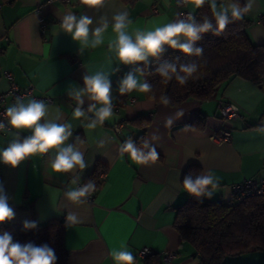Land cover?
<instances>
[{
	"label": "crops",
	"instance_id": "crops-1",
	"mask_svg": "<svg viewBox=\"0 0 264 264\" xmlns=\"http://www.w3.org/2000/svg\"><path fill=\"white\" fill-rule=\"evenodd\" d=\"M240 2L243 5L244 0ZM119 5L128 10L130 32L170 22L183 10L194 14L198 10L178 8L175 0H168V6L164 0H112L99 11L79 5V0H0V91L8 89L3 72L9 70L20 87L32 85L36 95L51 97V103L45 101L46 119L71 125L72 135L64 146H77L85 163L83 170L77 167L66 174L53 173L49 162L54 151L30 157L15 168L0 162V198L13 210L8 221L41 223L62 219L69 264H113L109 252L122 244L133 252L136 264H147L148 258L138 256L144 247L153 250L152 259H158L160 264H202L194 247L183 242L175 227L178 209L188 196L177 185L182 183L189 166L198 165L201 174L211 171L219 177V188L211 197H204L231 202L235 200L234 184L245 178H264V81L258 84L237 77L211 99H191L178 106L157 103L139 92L120 95V82L129 72L145 81V62L123 65L116 59L115 52L109 50V42L115 39L111 27L101 45L92 48L90 38L82 50L59 27L60 15L68 10L91 17V29L102 26L101 17H106L111 26L112 17L122 10ZM246 17L251 41L264 43V0H256ZM168 50L173 49L165 46L163 51ZM97 71L108 74L113 118L89 129L86 126L97 117L88 109L96 102L85 94L78 103L73 93L83 90L84 75ZM30 99L33 97L24 98L22 103ZM221 102L238 105L240 116L223 120ZM6 104L9 107L14 102L8 98ZM77 107L85 113L79 120L72 118V110ZM178 113L183 114L177 116ZM140 116L149 119L148 123ZM168 118L173 120L171 126H166ZM221 129L231 131V140L218 141L214 137ZM29 135L30 132H20L19 139ZM15 136L14 129L0 132V149L6 148ZM140 137L149 148L155 147V162L138 165L127 154L121 155L124 142L131 138L136 146ZM94 171L100 173L101 186L86 204L70 203L65 193L81 188ZM70 211L78 214L80 222L68 227L66 215ZM167 252L176 255L166 262L163 257ZM227 262L264 264V251L229 257Z\"/></svg>",
	"mask_w": 264,
	"mask_h": 264
},
{
	"label": "clouds",
	"instance_id": "clouds-1",
	"mask_svg": "<svg viewBox=\"0 0 264 264\" xmlns=\"http://www.w3.org/2000/svg\"><path fill=\"white\" fill-rule=\"evenodd\" d=\"M112 0H79V5L90 10L99 11ZM168 6V0H164ZM178 8L191 7L201 9L205 5L209 7L211 19L208 15L203 16V22L198 23L196 15L192 11L177 12L175 19L170 22L157 25L152 29H135L131 32L129 27L132 24L128 10L119 5L122 10L112 17V24L109 26L106 17H101V27L91 29L93 20L91 17L81 14L77 15L72 10H68L60 15V29L68 34L71 39L81 46V50L89 45L96 48L104 42V34L111 27L115 39L109 42V50L115 52L116 59L123 65H134L146 62L149 57H159L167 46L177 50L185 56L203 55V47H196V42L200 41L204 34L212 32L219 36L225 32L231 23L242 21L246 15L253 11L256 0H244L243 5L240 0H175ZM184 17V18H181ZM215 21V24L212 23ZM183 41V42H181ZM196 63L181 65L177 74L175 64H166L156 71L165 81H170L175 75L176 81L183 86L187 80L192 78L198 70ZM137 72L143 76L141 69ZM107 73L97 71L96 74L83 76L84 88L73 93L78 103H82L80 97L88 95L89 99L96 103L89 107V112H94L97 120L86 127L91 129L96 123L103 124L105 120L113 118V107L111 97V85L107 78ZM132 92L148 94L152 92V85L137 78L129 72L120 82L119 93L125 95ZM163 103H169L167 97L163 98ZM96 105H101L99 108ZM183 113H178L177 116ZM7 119L9 129L16 130L15 138L6 148L0 149V162L12 168L17 167L21 162L33 156H43L51 151L55 152L54 158L49 162V168L53 173L66 174L75 168L83 170L85 168L84 155L75 145L64 146L72 135L69 124H60L52 120H47L48 108L44 100L30 99L27 104L22 103L19 98L16 103L5 109L3 113ZM85 113L80 107L72 110V118L79 120ZM43 121V122H42ZM172 118L166 120V126H171ZM5 129V124L0 122V130ZM261 131H264L262 129ZM20 132H30L31 135L23 140L19 139ZM79 141V137L77 138ZM144 149H148L144 151ZM121 155L127 154L128 158L135 164L144 165L149 161L155 162L158 153L155 147L149 148L145 141L143 148H137L131 138L124 142L120 149ZM78 179V177H77ZM76 181L74 180L73 183ZM181 191L190 196L199 198L201 196L211 197L213 192L219 188V177H215L211 171L207 174L192 175L184 178L182 183L177 185ZM96 190L93 182L83 185L79 189H71L65 193L67 200L75 205H84L87 198ZM13 210L8 206L4 198H0V224L12 219ZM80 222L76 212H68L66 224L71 226ZM35 227L33 223L30 225ZM25 227H29L28 224ZM109 255L113 264H136L133 252L126 245H121L119 249H112ZM57 256L47 245L34 247L31 244L21 246L12 243L8 234L0 237V264H56Z\"/></svg>",
	"mask_w": 264,
	"mask_h": 264
},
{
	"label": "trees",
	"instance_id": "trees-1",
	"mask_svg": "<svg viewBox=\"0 0 264 264\" xmlns=\"http://www.w3.org/2000/svg\"><path fill=\"white\" fill-rule=\"evenodd\" d=\"M198 23L203 16L211 19L209 7L205 5L194 14ZM215 24V21L212 20ZM249 24L245 16L242 21L231 23L224 33L215 36L212 32L204 34L196 47H203L201 57L185 56L177 50L163 51L159 57L143 64L145 81L152 85V92L146 94L157 103L167 97L170 105L178 106L191 99L208 100L213 98L219 89L231 80L241 77L255 83L264 81V43L254 44L246 28ZM264 25V18H263ZM196 63L199 67L192 78L181 86L172 75L165 81L156 69L175 64L177 74L181 65ZM141 121L149 119L140 116ZM142 137L136 142L137 148H143ZM147 151V149H144ZM201 174L198 165L189 166L183 174L182 182L188 175L195 179ZM93 182L96 190L101 186L100 173L94 171L83 182ZM95 190V191H96ZM35 224V227L30 225ZM28 224L29 227H25ZM175 227L183 242L191 244L195 255L202 264H232L229 257L264 251V195L235 199L231 202L215 201L201 196L196 198L188 194L186 202L177 212ZM8 234L12 243L21 246L31 244L34 247L47 245L57 256L56 264H69V252L65 246V222L51 218L45 222L18 223L5 221L0 224V237ZM146 260L147 264H160L158 259Z\"/></svg>",
	"mask_w": 264,
	"mask_h": 264
},
{
	"label": "built area",
	"instance_id": "built-area-1",
	"mask_svg": "<svg viewBox=\"0 0 264 264\" xmlns=\"http://www.w3.org/2000/svg\"><path fill=\"white\" fill-rule=\"evenodd\" d=\"M64 3H69L71 0H61ZM182 12H188L187 10H183ZM184 18V17H182ZM43 22V19L41 18ZM3 77L8 81L9 86L5 91H0V122L5 124V129L0 130V132L11 130L8 128L7 119L4 117L3 113L5 109L8 107L6 102L8 98H10L14 104L17 99L23 102L24 98L31 96L37 100H44L46 102H52L53 99L51 97H43L35 94L34 86L29 85L27 87H20L12 74L11 71L5 70L3 72ZM119 109V108H117ZM220 116L223 120H234L240 116V108L238 105L234 103L221 102L219 104ZM218 141H229L232 138L231 131L228 129H221L219 134L214 136ZM103 177V176H101ZM233 193L235 199L242 200L245 197L255 196V195H264V178L262 179H254V178H245L243 181L238 182L233 185ZM90 195L88 199H91ZM153 254V250L150 247H144L138 251V256L142 258H148ZM175 252H167L164 254V261H170L175 257Z\"/></svg>",
	"mask_w": 264,
	"mask_h": 264
},
{
	"label": "rangeland",
	"instance_id": "rangeland-1",
	"mask_svg": "<svg viewBox=\"0 0 264 264\" xmlns=\"http://www.w3.org/2000/svg\"><path fill=\"white\" fill-rule=\"evenodd\" d=\"M254 252V251H253ZM257 252H259V251H257ZM257 252H255V253H247V254H256ZM246 257L245 258H249L248 256H251V255H245Z\"/></svg>",
	"mask_w": 264,
	"mask_h": 264
}]
</instances>
